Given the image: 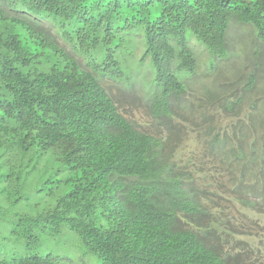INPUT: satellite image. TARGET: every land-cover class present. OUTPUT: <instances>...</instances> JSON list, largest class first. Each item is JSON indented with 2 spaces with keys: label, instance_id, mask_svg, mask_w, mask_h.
<instances>
[{
  "label": "trees",
  "instance_id": "trees-1",
  "mask_svg": "<svg viewBox=\"0 0 264 264\" xmlns=\"http://www.w3.org/2000/svg\"><path fill=\"white\" fill-rule=\"evenodd\" d=\"M234 20L264 43V0H0V264L69 262L56 256L65 249L73 264L89 255L100 264H255L258 250L212 213L171 139L197 69L191 42L215 67ZM106 80L141 84L150 115L171 134L138 130ZM211 97L233 106L226 93ZM212 145L224 150L227 139L218 133ZM242 145L220 152L222 171L235 199L261 213L264 146L256 159L257 148ZM57 237L59 249L46 246Z\"/></svg>",
  "mask_w": 264,
  "mask_h": 264
},
{
  "label": "rangeland",
  "instance_id": "rangeland-1",
  "mask_svg": "<svg viewBox=\"0 0 264 264\" xmlns=\"http://www.w3.org/2000/svg\"><path fill=\"white\" fill-rule=\"evenodd\" d=\"M55 34V30L51 28ZM58 43L64 47L71 55H76L72 48L57 36ZM197 59V69L195 74L186 81L187 91L182 98V104L176 111L177 117L174 123L180 126V133L175 131L171 135L173 144L178 145L177 149L182 157L183 164L192 161L190 167L194 168L195 175L199 179L201 188L207 189V196L211 198L212 213L223 215L231 220L243 235L236 236L239 240H244L252 245L251 248L258 250L252 256L255 264H264V207L260 212L252 211L242 206L234 196L235 189L231 182V177L222 171V161L220 152H230L233 147L242 145L246 151L256 147L259 159L261 148L264 146L262 134L264 125L261 123L264 118V43L256 35L255 29L249 25H243L237 21H232L227 34L228 55L226 58L215 60V67L211 64L210 53L192 41ZM141 57V52L137 53V59ZM82 65L83 58L77 56ZM255 72L256 82L253 90L245 89L249 78ZM103 85L108 90L115 101L119 111L128 118L134 126L143 132L166 137L169 133L168 125H163L155 121L148 110L147 101L143 98L141 84L131 87L118 84L111 80H106ZM216 93H226L231 99L233 106L229 109L219 102L210 103L208 96ZM212 98V97H211ZM242 99V102H238ZM209 105L210 107H199ZM255 105L254 109L252 108ZM208 110L212 117L215 133L207 136L206 127L203 124V111ZM256 121V126L247 130L249 121ZM205 127H201L200 125ZM170 128V127H169ZM220 133L222 139H227V147L224 150L217 149L212 145L213 137ZM231 144V145H230ZM232 146V147H231ZM222 154V153H221ZM250 154V152H249ZM220 156V158H219ZM224 176V177H223ZM207 185H210L207 187ZM257 197L252 196L250 200ZM226 218V219H227ZM245 233V234H244ZM252 239H248V237ZM59 238L51 239L46 245L50 247L52 243L57 249L61 246ZM70 243V242H68ZM66 249L62 255H56L62 260L66 258L69 262L59 261V264L76 263L74 254L67 253ZM68 252V251H66ZM76 252V249H74ZM64 258V259H65ZM81 264H100L94 255H89ZM79 264V263H77Z\"/></svg>",
  "mask_w": 264,
  "mask_h": 264
}]
</instances>
